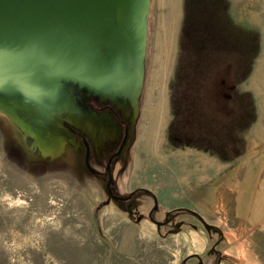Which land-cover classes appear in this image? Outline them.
<instances>
[{"label":"rangeland","instance_id":"obj_1","mask_svg":"<svg viewBox=\"0 0 264 264\" xmlns=\"http://www.w3.org/2000/svg\"><path fill=\"white\" fill-rule=\"evenodd\" d=\"M199 68V94L177 89L194 91ZM151 71L113 176L123 194L151 190L158 218L185 207L203 220L176 212L180 229L159 230L141 191L140 218L130 216L83 149L42 157L0 113V264H200L193 254L264 264V0H185L176 74L161 97ZM218 240L221 262L208 256Z\"/></svg>","mask_w":264,"mask_h":264},{"label":"water","instance_id":"obj_2","mask_svg":"<svg viewBox=\"0 0 264 264\" xmlns=\"http://www.w3.org/2000/svg\"><path fill=\"white\" fill-rule=\"evenodd\" d=\"M151 5L152 0H0V113L24 143L54 157L67 145L78 146L66 124L95 139L119 132L113 116L93 111L86 97L111 102L123 113L131 106L135 128ZM86 165L93 172L87 159ZM137 191L155 196L146 188Z\"/></svg>","mask_w":264,"mask_h":264},{"label":"flooded vegetation","instance_id":"obj_3","mask_svg":"<svg viewBox=\"0 0 264 264\" xmlns=\"http://www.w3.org/2000/svg\"><path fill=\"white\" fill-rule=\"evenodd\" d=\"M85 101L86 105L90 107L93 111H96L98 114H111L113 116L114 122L116 123V127H119V132L114 130L111 135H106L103 139H95L92 135L88 134L87 132H81L80 130L75 129L74 127L68 124H66L65 126L67 127L69 132L76 138L78 145L76 148L84 150V163L86 165L87 159L90 163V166L93 168V172H91L86 165L87 169L95 176L103 179L106 182V188L110 198L116 200V202H118L121 208H126L127 210H129V207H133L132 214H130L128 211L129 215L132 217L140 218V215L138 214H141V211L139 210L134 201L136 195L140 191H137L135 193H133L132 191L130 194L121 193L118 190L116 180L113 176L114 165L119 160H123L124 150L130 144L132 139V133L134 129V110L130 106L129 112L123 113L121 109H119L116 105L112 104L111 102H101L100 100L93 97H86ZM96 165H100L101 168H97ZM109 175H111L112 177L110 182ZM137 189H135L134 191H136ZM141 192L149 196L152 201V205L151 201H149L148 203L149 210L147 216L150 218V220L158 222V224L156 225L159 230L164 229L166 230V232H172L174 230L177 231L180 229L181 223H185V221L177 220L176 212H189L187 216L196 217L200 221L202 220L200 216L193 213L195 212L194 210L186 209L185 207H179L174 210L166 211L164 212L161 218H158L157 214L161 213L159 202H156L155 196L153 194L146 193L143 191ZM119 197H121V200H119ZM143 202L146 203L145 200ZM212 230L213 228H210L208 231ZM221 243V240L216 241L208 251V256L216 258V262H221L223 258L222 252L218 250V245ZM193 255L195 256H192V258L197 259L200 264H205L203 258L199 256V254Z\"/></svg>","mask_w":264,"mask_h":264},{"label":"crops","instance_id":"obj_4","mask_svg":"<svg viewBox=\"0 0 264 264\" xmlns=\"http://www.w3.org/2000/svg\"><path fill=\"white\" fill-rule=\"evenodd\" d=\"M152 7L153 23L151 25L149 16L147 46V53L150 51L151 54L150 59L146 56V76L150 66L151 82L155 90L152 92L158 93L161 97L163 91L167 90L170 77L172 75L175 77L176 74L185 0H152L151 9ZM175 18L178 22H174Z\"/></svg>","mask_w":264,"mask_h":264},{"label":"trees","instance_id":"obj_5","mask_svg":"<svg viewBox=\"0 0 264 264\" xmlns=\"http://www.w3.org/2000/svg\"><path fill=\"white\" fill-rule=\"evenodd\" d=\"M211 64H212V60H211ZM212 71V70H211ZM209 71L208 74L211 72ZM194 73H196V77L194 78V80L192 81V83L194 84V91H192L190 89V84L186 82V87H183L182 85H179L177 87V89H179L181 87L182 91L185 92V93H188L190 95H197L199 94V86H198V83H199V80L200 78L202 77V74H203V70L202 68H199V71H194ZM198 79V80H197Z\"/></svg>","mask_w":264,"mask_h":264},{"label":"bare ground","instance_id":"obj_6","mask_svg":"<svg viewBox=\"0 0 264 264\" xmlns=\"http://www.w3.org/2000/svg\"><path fill=\"white\" fill-rule=\"evenodd\" d=\"M259 208H260V207H259ZM259 208H258V209H259ZM261 210H262V209H261ZM260 214H261V213H260Z\"/></svg>","mask_w":264,"mask_h":264}]
</instances>
